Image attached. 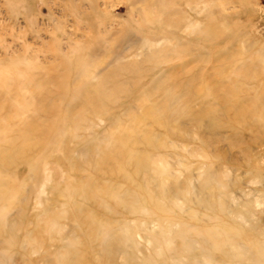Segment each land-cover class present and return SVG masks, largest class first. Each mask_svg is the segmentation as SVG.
Returning a JSON list of instances; mask_svg holds the SVG:
<instances>
[{
  "label": "rangeland",
  "instance_id": "rangeland-1",
  "mask_svg": "<svg viewBox=\"0 0 264 264\" xmlns=\"http://www.w3.org/2000/svg\"><path fill=\"white\" fill-rule=\"evenodd\" d=\"M0 264H264V0H0Z\"/></svg>",
  "mask_w": 264,
  "mask_h": 264
}]
</instances>
